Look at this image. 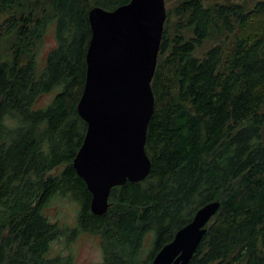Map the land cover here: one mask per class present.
Returning <instances> with one entry per match:
<instances>
[{"label":"trees","instance_id":"16d2710c","mask_svg":"<svg viewBox=\"0 0 264 264\" xmlns=\"http://www.w3.org/2000/svg\"><path fill=\"white\" fill-rule=\"evenodd\" d=\"M179 0L166 12L146 132L148 177L111 189L101 216L72 161L86 132L89 11L130 0H0V264H72L52 244L100 238V264H151L196 211L219 202L189 264H264V0ZM251 15H255L251 18ZM171 18L175 22L171 24ZM55 47L42 69L48 27ZM224 38L195 56L208 38ZM219 37V38H217ZM55 91L45 106L38 102ZM78 205L72 228L45 209Z\"/></svg>","mask_w":264,"mask_h":264},{"label":"water","instance_id":"95a60500","mask_svg":"<svg viewBox=\"0 0 264 264\" xmlns=\"http://www.w3.org/2000/svg\"><path fill=\"white\" fill-rule=\"evenodd\" d=\"M165 19L164 0H130L113 11H89L85 83L76 106L86 132L72 167L90 191L93 215L107 212L112 188L140 183L149 175L143 148ZM219 206L211 202L199 208L151 264H189Z\"/></svg>","mask_w":264,"mask_h":264},{"label":"rangeland","instance_id":"374dc122","mask_svg":"<svg viewBox=\"0 0 264 264\" xmlns=\"http://www.w3.org/2000/svg\"><path fill=\"white\" fill-rule=\"evenodd\" d=\"M179 0H164L165 5V13L174 7ZM232 2L240 5L245 12H252L256 9L258 0H232ZM255 15H251L253 18ZM171 24L168 26L171 28L173 23L175 22L174 18H171ZM13 38L12 35L2 38L0 43V54L5 53L7 48L10 45L9 41H5V39ZM216 36L212 38H208L206 42H204L200 47L196 48L195 56L201 57L204 53L215 45L221 44L224 38L215 39ZM55 38H54V28L50 26L47 28L43 38L42 44L38 51V66L40 69L43 68L46 60L47 54L55 47ZM55 91L50 94L44 96L38 102L39 106H45L50 98L54 95ZM78 205H76L69 198H55L49 204V207L45 209L46 215L52 221L58 220L61 225L68 226L72 228L76 225V215L78 210ZM62 254L67 256L68 254L72 256V264H100L102 262V249L100 246V238L95 235L90 234H80L75 241L66 244L64 239L56 241L52 244L50 255L56 256Z\"/></svg>","mask_w":264,"mask_h":264}]
</instances>
